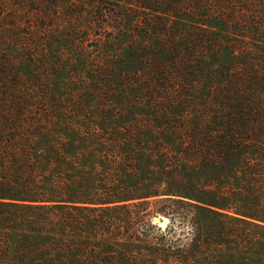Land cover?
<instances>
[{"label": "trees", "instance_id": "trees-1", "mask_svg": "<svg viewBox=\"0 0 264 264\" xmlns=\"http://www.w3.org/2000/svg\"><path fill=\"white\" fill-rule=\"evenodd\" d=\"M66 6L115 33L126 72L160 83L159 107H34L25 24L0 0V264H157L140 256L172 251L160 215L188 230L161 264H264V0Z\"/></svg>", "mask_w": 264, "mask_h": 264}, {"label": "rangeland", "instance_id": "rangeland-1", "mask_svg": "<svg viewBox=\"0 0 264 264\" xmlns=\"http://www.w3.org/2000/svg\"><path fill=\"white\" fill-rule=\"evenodd\" d=\"M70 1L1 0L2 3L7 2L11 10L12 6L13 10H18L19 19L22 24H25L17 32V37L28 45L27 49L22 48L23 52H21L24 55V58L22 57L24 60L21 61L27 64L20 66L19 69L26 76L28 92L32 93L37 100L34 101V107L44 108L48 97L52 105L86 112H119L127 109L143 113L140 109L144 107L148 111L157 110L159 106L155 104V99H159L157 97L161 94L150 95L151 90H147V86L156 88L160 83L147 81V84H144V78L126 72L125 65L119 62L120 59L124 61L125 57L124 55L116 56L118 50L111 40L116 37L115 33L111 30L103 32L95 28L91 29L88 22L92 20V17H89L88 13L83 15V20L78 19L72 23L71 19L76 18L69 16L71 9L66 6V3ZM59 5L63 8L56 10ZM46 14H51L53 18L46 20ZM53 21L56 26L47 28L46 26ZM84 26L88 28H82ZM101 36L110 39L107 45L103 46L106 54L103 60H99L96 56L97 41ZM101 62L104 63L101 64ZM196 181L198 182V179ZM188 183L184 180L183 183L174 182L171 186L174 189L185 188ZM175 204L181 212L189 209L183 202ZM158 218L161 219L160 222L152 219V223L162 227L163 230L167 226L172 228L170 235L164 238L165 243L171 239L169 243L172 245V251H167L166 254L151 253L146 255L147 257H140L157 264L172 262L175 259L173 257L181 255L188 242L186 238L188 230L186 226L179 225V218L174 224L167 215H160Z\"/></svg>", "mask_w": 264, "mask_h": 264}, {"label": "water", "instance_id": "water-1", "mask_svg": "<svg viewBox=\"0 0 264 264\" xmlns=\"http://www.w3.org/2000/svg\"><path fill=\"white\" fill-rule=\"evenodd\" d=\"M160 220H161V219H160V218H158V217H157V218H155V221H156V222H160Z\"/></svg>", "mask_w": 264, "mask_h": 264}]
</instances>
